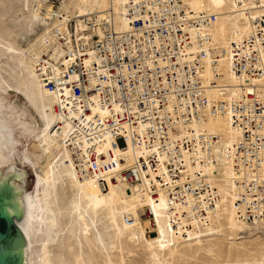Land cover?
<instances>
[{"label": "built area", "instance_id": "2783aa9c", "mask_svg": "<svg viewBox=\"0 0 264 264\" xmlns=\"http://www.w3.org/2000/svg\"><path fill=\"white\" fill-rule=\"evenodd\" d=\"M124 17L126 30L111 11L62 21L36 65L57 97L54 112L71 125L65 144L80 176L105 187L120 169L128 185L165 197L171 227L186 237L218 210L223 185L238 220L264 222V97L253 83L264 79V17L226 47L212 35L217 15L196 13L184 0H127ZM226 60L235 86L219 82ZM219 116L240 132L232 145L203 127ZM209 167H222L213 180Z\"/></svg>", "mask_w": 264, "mask_h": 264}, {"label": "bare ground", "instance_id": "6f19581e", "mask_svg": "<svg viewBox=\"0 0 264 264\" xmlns=\"http://www.w3.org/2000/svg\"><path fill=\"white\" fill-rule=\"evenodd\" d=\"M126 1L74 0L72 5L64 4L53 9V6L40 7L38 0H30L31 5H38V16L46 14L50 28H47L27 48L18 45L17 35L12 34L14 31L9 32L4 26V20L0 19V90L17 93L36 111L43 123L38 138L45 148L44 153L50 159L45 165L37 166L39 172L37 169L35 180L44 198L40 264H97L96 256L101 254L104 256V264H116L113 262L114 252L117 250L123 252L122 244L125 241L131 246L134 243L145 242L151 254V264H160L163 253L168 252L171 257L174 255L178 247L175 244L179 240L185 241L187 246L195 244L197 246L202 243V238L217 236V233L207 236L204 234L206 231H218L216 221L220 220V223L222 221L221 210L229 221L226 229L231 233L228 235L230 241L242 239L243 237L239 235L245 227L249 231L264 229V222L251 225L238 220L233 206L231 187L224 185L219 187L223 200L218 210L210 216L206 225H198L186 230L188 236L186 237L183 235L184 232L181 230L177 232L171 227L165 197L161 195L158 200H154L146 191L147 187L128 185L124 182L120 169L115 174L105 177V187L102 186L104 182L81 177L78 173L70 149L65 144L71 125L69 122L66 123L62 115L54 112L57 97L43 86L37 75L36 65L49 49L52 29L59 26L62 21L82 18L89 14L102 16L111 11L117 28L128 29L129 23L124 17ZM184 3L188 9L196 13L209 12L217 15L211 31L215 41L225 47L230 41H239L247 36L257 18L264 17V0H184ZM30 21L31 19H27L25 23ZM58 53L59 51L55 50L53 56L56 57ZM12 59L15 62H10ZM219 71L224 75L219 82L232 86L239 82L231 70L229 61H224ZM212 73L210 69L207 70V76L210 77ZM253 83L260 88L264 97V79L254 80ZM60 122H63V125L61 131H58L56 125ZM203 127L208 132L219 135L227 145H232L240 139V132L231 125L228 117H209ZM126 152L129 161L132 163L136 161L137 153L132 146H129ZM30 166L34 168L36 165L32 163ZM221 170L222 167L205 169L212 180L214 172L220 173ZM223 170L226 179H229L232 175L230 167L226 166ZM65 197H69V202H64ZM225 201L230 202L232 210L227 206L223 209ZM145 209L150 211L151 216L150 219L143 221L140 218L142 215L140 211ZM66 215L71 217L69 223L64 221ZM237 220L243 229L238 225ZM151 225L155 229L156 236L148 238L146 234ZM65 233L68 234L67 251L71 256L70 260L59 254L52 255L54 245Z\"/></svg>", "mask_w": 264, "mask_h": 264}, {"label": "rangeland", "instance_id": "374dc122", "mask_svg": "<svg viewBox=\"0 0 264 264\" xmlns=\"http://www.w3.org/2000/svg\"><path fill=\"white\" fill-rule=\"evenodd\" d=\"M73 3L74 0H38V5H40V7L41 5H45L46 7L53 6V9H55L54 7H62L64 4L72 5ZM0 5V19L2 18V20H4V26L9 32L14 31L12 34L17 35L16 41L22 48L29 47L30 43L32 44L47 28H50L49 21H47V17L45 16L46 14H39L38 16V5H31L30 0H2ZM27 19H31V21L26 24L25 21H27ZM10 62L13 63L15 61L12 59ZM8 73L11 74L9 71ZM11 76L13 75L11 74ZM11 82L12 81H9V83ZM0 97L11 102L14 101V103L21 105L37 136L40 134L43 123L38 117L36 111L25 102L22 96L17 95V93L13 91L5 92L0 90ZM49 160L50 159L43 152L33 162V165L36 166H34V168L31 166L28 167L34 182H36L35 180L37 178L38 167L45 165L49 162ZM65 198L64 202H69V197ZM229 203L230 202L225 201L223 209L227 206L232 210ZM140 215V218L143 221L150 219V217H147L146 209L141 210ZM226 216L227 215L223 212V210H221V223L220 220L215 219L217 220L216 230L218 231H206L204 234L207 236L208 234L217 233V236L204 237L202 238V243L197 246H195L196 244L193 246H187L185 245V241L179 240V242L175 244L178 245V247L176 248L174 255L171 257L168 252L163 253V258L161 259L162 263L160 264H264V229L259 231H249V229L245 227L244 230L239 225L240 223L237 220L238 225L243 229V232L239 236L243 238L230 241L228 240V235L231 233L226 229L229 222ZM64 221L65 223H69L71 221V217L66 215ZM220 229L221 231H219ZM221 232L225 235H222ZM91 235L93 236L92 232ZM146 236L148 238L156 236L155 229L152 225L149 226ZM67 237L68 234L65 233L59 240L60 242L58 241L56 245H54L52 255L57 256L59 254L66 260L71 259V256L67 251ZM122 249L123 252L118 250L114 252L115 257L113 258V262L116 264H151L152 262L151 254L145 242L134 243L131 246L130 243L125 241V243L123 242L122 244ZM96 257L98 259L96 262L97 264H104V256L102 254L100 256L97 255Z\"/></svg>", "mask_w": 264, "mask_h": 264}, {"label": "water", "instance_id": "95a60500", "mask_svg": "<svg viewBox=\"0 0 264 264\" xmlns=\"http://www.w3.org/2000/svg\"><path fill=\"white\" fill-rule=\"evenodd\" d=\"M44 151L21 105L0 97V264H40L44 198L28 167Z\"/></svg>", "mask_w": 264, "mask_h": 264}]
</instances>
